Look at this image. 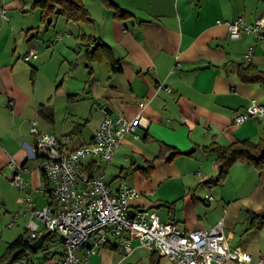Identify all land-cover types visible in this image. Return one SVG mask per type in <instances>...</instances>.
<instances>
[{
  "label": "crops",
  "instance_id": "obj_1",
  "mask_svg": "<svg viewBox=\"0 0 264 264\" xmlns=\"http://www.w3.org/2000/svg\"><path fill=\"white\" fill-rule=\"evenodd\" d=\"M34 1L0 0V174L5 176L9 171L10 179L13 173L10 160L24 166L27 190L39 208L48 196L34 191L43 181V174L38 160L37 164L32 162L36 159L33 129L57 136L66 134L71 145L78 146L92 141L109 110L111 116L121 114L127 119L139 114L141 126L137 131L141 137L125 135L107 166L106 174L113 166L118 181H106L105 177L110 190L133 187L139 194L130 200V210H153L162 221H174L186 232L208 230L223 220L228 243L250 254L251 264H256L259 258L264 264V228L248 229L245 220L247 210L264 208V167L257 169L246 160H238L222 182L214 183L211 179L217 172L216 154L204 150L213 142L226 146L236 140H258L264 136V118L249 117L241 124H232L233 117L245 112L252 102L264 105V88L238 78L237 65L246 61L245 53L254 39L248 34L232 39L226 25L237 17L253 22L264 12V0H112L127 12L124 18L114 16L102 0H84L91 21L76 23L88 27V32L79 33V43L92 50L94 44L82 40L80 35L99 37L111 48L118 65L112 69L106 60L90 62L84 52L89 63L85 65L88 76L83 86L70 83L64 76L56 84L58 71L39 88L34 85L37 68L31 66V77L35 76L31 78V87L27 81L29 68L20 61L36 47L32 40L34 27L42 23L39 10L32 8ZM2 9L7 18L2 16ZM54 17L45 22L51 24ZM40 61L43 65L44 61ZM250 61L264 66V40L254 43ZM96 66L101 68V74L102 68L105 69L104 81L95 77ZM19 73H24V78L23 74L18 77ZM160 82L170 87L171 92L156 90ZM34 91H47L48 95H52L49 91L60 92L59 101L72 119L64 116L63 121H56L54 114L45 109L43 96L35 98ZM140 103L145 105L141 107ZM104 107H108L107 112ZM37 115L47 125L36 120L35 125L31 124V118ZM89 119H95L96 123L85 140ZM60 123L57 131L56 124ZM161 144L184 154L171 160L158 157ZM191 149V154L185 153ZM149 163L153 164L149 176L139 169L126 177L119 176L122 167L143 168ZM25 192L19 195L20 201ZM23 216L24 228L11 234L13 237L27 228V215ZM137 234L138 231L132 232L130 250L125 254L114 248L115 240L111 237L104 247L89 256L87 264H144V259L151 264H173L141 245ZM143 249L147 250L145 257ZM63 253L60 237L52 235L38 250L22 252L12 264H20L22 260L26 264H56Z\"/></svg>",
  "mask_w": 264,
  "mask_h": 264
},
{
  "label": "built area",
  "instance_id": "obj_2",
  "mask_svg": "<svg viewBox=\"0 0 264 264\" xmlns=\"http://www.w3.org/2000/svg\"><path fill=\"white\" fill-rule=\"evenodd\" d=\"M1 12L7 18L3 9ZM226 25L232 39L245 34L253 37V43L245 53V60L250 61L254 43L264 40V12L251 23L237 17L227 21ZM62 37V34H56L57 41ZM36 57V49L31 48L22 59L28 61ZM161 88L166 92L172 90L163 82L156 84V90ZM144 105L140 103L141 107ZM249 117L264 118V105L252 102L245 112L233 117L232 124H241ZM139 126V114L127 119L121 114L111 116L106 113L92 141L78 146H72L66 134L57 136L33 129V156L35 158L39 154L36 158L38 167L47 182L45 185L42 181L34 191L38 195H47L48 200L41 207H35L23 177V171L27 169L10 160L8 164L13 173L9 181L13 187L26 192L21 196L23 206L13 215L9 226L24 214L27 215L26 229L30 242L48 230L58 235L64 253L56 264H87L89 256L104 247L111 237L115 240V249L125 254L130 250L134 231H138L141 245L173 264H222L226 261L251 264L250 254L232 247L226 240L223 220H218L208 230L186 232L174 221H162L150 209L129 215V202L139 193L130 186L110 190L105 177L114 151L125 135L130 134L136 139L141 137L137 131ZM20 264H26V261L22 260ZM256 264H263V259L259 258Z\"/></svg>",
  "mask_w": 264,
  "mask_h": 264
},
{
  "label": "rangeland",
  "instance_id": "obj_3",
  "mask_svg": "<svg viewBox=\"0 0 264 264\" xmlns=\"http://www.w3.org/2000/svg\"><path fill=\"white\" fill-rule=\"evenodd\" d=\"M38 25L39 26L37 28L34 27L35 31L33 32L34 36L32 37V40L35 42L37 57L35 59L32 58L29 62H23L20 58V61L29 68V74L27 77L28 84L31 86L33 83L31 78H34L35 76L31 77V66H34L37 68L36 79L34 80V85H36L37 88L44 85L45 83H48L49 76H52L58 71L60 74L56 84H58L61 80V77L64 76L65 80H69L70 83L77 85H80L81 83L82 85L83 81L88 76V69L85 65H88L89 62L84 58V52L86 48L82 43H79L78 35L80 32H88V27H86L84 24L78 25L71 20L67 21L62 16L54 17L51 24L48 22H40ZM56 34H62V39L57 41ZM40 60L44 61L43 65L40 63ZM97 69L98 70H96L97 74L95 77L98 80L104 81L106 78L105 69L102 68V74L101 68L97 67ZM65 71H68V73H64ZM22 74V77L24 78V73H19L17 76L19 77V75ZM49 92H52V95H48L47 91H34L32 95L35 98H42L43 96L42 102L45 105V109L48 113L54 114L56 121L59 122L60 119L63 121L64 116L72 119V115L69 114V112L61 105L59 101L60 92H57L56 94H54L55 91ZM49 97L51 98L50 101L47 99ZM34 120H36L38 123L40 121V124L47 125L40 115H37L36 118H31V124L34 122ZM88 122L89 125L85 128V140L88 138V132L94 128V123H96V120L89 119ZM61 124L62 123L56 124L57 131L59 126H62ZM28 126L29 128L31 127L30 124ZM36 160L37 159H33L32 162L37 164ZM112 167L113 166L108 169L106 181H117V179H115V175L113 174L114 169ZM4 168L5 167L2 169L3 172L6 171V169L4 171ZM9 174V171L4 174L5 176L0 174L2 177H0V253L5 249L6 243L12 240L10 238H15L17 236L16 235L13 237L14 235L11 234L22 231L24 228V219L26 221V217L23 216L24 214H20L16 222L12 226H8L9 222L13 218V215L17 213L23 206V203H21L19 199V195L22 193V190H19L11 185L9 179L7 178ZM56 238L58 239V237ZM48 241L49 240L46 242ZM142 255L145 257L147 255V250L143 249ZM144 264L151 263H148L146 259H144Z\"/></svg>",
  "mask_w": 264,
  "mask_h": 264
},
{
  "label": "trees",
  "instance_id": "obj_4",
  "mask_svg": "<svg viewBox=\"0 0 264 264\" xmlns=\"http://www.w3.org/2000/svg\"><path fill=\"white\" fill-rule=\"evenodd\" d=\"M105 7L112 9L114 16L124 18L127 12L120 9L112 0H102ZM32 8H37L40 12L42 22L51 19L54 16H63L67 20L75 23L91 21L90 14L85 6L84 0H35ZM82 40H89L94 44L93 49H86L85 55L88 61L106 60L110 63L111 68L115 69L118 60L114 59L111 48L105 45L99 37L92 34H81ZM237 76L245 83H257L264 88V66L260 67L251 61H243L237 65ZM205 151H211L216 154V175L211 179L214 183L222 182L229 168L238 160H246L252 163L257 169L264 167V136L258 140L243 139L236 140L226 146L213 142L204 147ZM190 152L189 154H191ZM179 154H184L181 150L161 144L158 157H166L167 160L173 159ZM39 154H36L37 158ZM141 170L144 175L149 176L153 169V164L149 163L146 167L130 165L122 167L119 176L126 177L134 170ZM43 183L47 182L43 176ZM168 206H171L168 203ZM245 220L248 221V229L264 228V208L258 210H247ZM54 235L53 233L49 236ZM115 248V246H114ZM32 250L28 239V230L25 229L21 234L7 243L4 251L0 254V264H12L18 260L22 252ZM16 255L13 257V254Z\"/></svg>",
  "mask_w": 264,
  "mask_h": 264
},
{
  "label": "water",
  "instance_id": "obj_5",
  "mask_svg": "<svg viewBox=\"0 0 264 264\" xmlns=\"http://www.w3.org/2000/svg\"><path fill=\"white\" fill-rule=\"evenodd\" d=\"M107 109L108 107H104V110L107 112ZM108 114H111V110H109L107 112ZM193 149L191 150H188V151H185L186 154L190 153ZM129 215H132L133 214V211L132 210H129ZM51 234V231L48 230V231H45L43 233H41L35 240H33L32 242H30V248L32 250H38L42 244L44 243V240ZM14 256V254H13Z\"/></svg>",
  "mask_w": 264,
  "mask_h": 264
}]
</instances>
